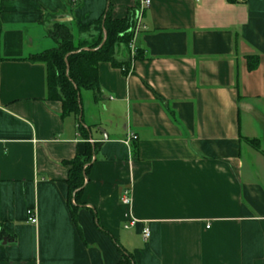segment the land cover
Returning <instances> with one entry per match:
<instances>
[{
  "label": "crops",
  "instance_id": "1",
  "mask_svg": "<svg viewBox=\"0 0 264 264\" xmlns=\"http://www.w3.org/2000/svg\"><path fill=\"white\" fill-rule=\"evenodd\" d=\"M151 1L143 59L101 64L80 118L28 59L56 46L59 19L87 27L111 4L123 20L140 0L0 1V264H119L116 244L135 264H264V0ZM89 148L75 223L67 180Z\"/></svg>",
  "mask_w": 264,
  "mask_h": 264
},
{
  "label": "trees",
  "instance_id": "2",
  "mask_svg": "<svg viewBox=\"0 0 264 264\" xmlns=\"http://www.w3.org/2000/svg\"><path fill=\"white\" fill-rule=\"evenodd\" d=\"M135 17L136 13L131 12L126 19H115L113 7L110 4L104 15L87 27L74 26L75 30H73L72 24L55 22L49 37L56 46L28 59L31 63L43 64L46 67L48 99L62 103L65 117H81L80 95L83 91L93 92L96 95L100 93L99 67L101 64H111L127 75L133 61L143 59L140 51L135 58H129L127 62L117 59L121 48L126 49L130 54ZM3 61L0 57V65ZM247 61L250 72L255 71L260 63L259 57H249ZM248 142L252 147L260 149L259 141ZM93 156L94 153L89 148L85 155L71 163L67 180L68 203L75 223H77L78 209L83 206L81 197ZM116 245L122 257L119 264H135L134 255Z\"/></svg>",
  "mask_w": 264,
  "mask_h": 264
},
{
  "label": "built area",
  "instance_id": "3",
  "mask_svg": "<svg viewBox=\"0 0 264 264\" xmlns=\"http://www.w3.org/2000/svg\"><path fill=\"white\" fill-rule=\"evenodd\" d=\"M152 5V1L151 0H140V8L138 10V12L136 13V17H135V27L133 29V33H135L136 35L139 33V31H141L142 29H144L143 26V20H144V16L146 14V11L150 9ZM131 47L133 49V54H132V58L134 56V54L136 53V51L134 50V46L133 44H131ZM138 141V137L134 134H130L128 135L127 140L125 141V144L127 146H129L131 143L133 142H137ZM121 202L124 206L126 207H131L132 205V199L130 197V190H125L124 193L122 194V198H121ZM28 219L30 224L32 225H37L38 224V218L36 216V213L34 210H29L28 211ZM136 221H131L128 225V227H126V229H129L130 227L135 226ZM143 236L145 240H148L151 236V233L149 230H144L143 232Z\"/></svg>",
  "mask_w": 264,
  "mask_h": 264
},
{
  "label": "water",
  "instance_id": "4",
  "mask_svg": "<svg viewBox=\"0 0 264 264\" xmlns=\"http://www.w3.org/2000/svg\"><path fill=\"white\" fill-rule=\"evenodd\" d=\"M72 19L71 18H62V19H59L58 22L62 23V24H65V23H68V22H71Z\"/></svg>",
  "mask_w": 264,
  "mask_h": 264
},
{
  "label": "rangeland",
  "instance_id": "5",
  "mask_svg": "<svg viewBox=\"0 0 264 264\" xmlns=\"http://www.w3.org/2000/svg\"><path fill=\"white\" fill-rule=\"evenodd\" d=\"M75 25L72 23V28H73V30H75L74 27ZM75 32V31H74ZM136 55H137V51H136V53L134 54V56H133V58H135L136 57Z\"/></svg>",
  "mask_w": 264,
  "mask_h": 264
}]
</instances>
